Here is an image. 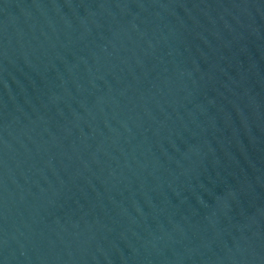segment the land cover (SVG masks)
I'll use <instances>...</instances> for the list:
<instances>
[{
  "label": "water",
  "instance_id": "water-1",
  "mask_svg": "<svg viewBox=\"0 0 264 264\" xmlns=\"http://www.w3.org/2000/svg\"><path fill=\"white\" fill-rule=\"evenodd\" d=\"M0 264H264V0H0Z\"/></svg>",
  "mask_w": 264,
  "mask_h": 264
}]
</instances>
